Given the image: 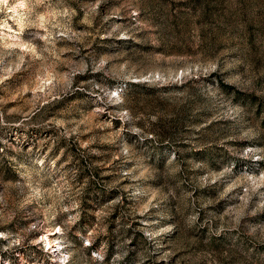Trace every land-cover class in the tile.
<instances>
[{"label": "rangeland", "instance_id": "374dc122", "mask_svg": "<svg viewBox=\"0 0 264 264\" xmlns=\"http://www.w3.org/2000/svg\"><path fill=\"white\" fill-rule=\"evenodd\" d=\"M0 264H264V0H0Z\"/></svg>", "mask_w": 264, "mask_h": 264}, {"label": "bare ground", "instance_id": "6f19581e", "mask_svg": "<svg viewBox=\"0 0 264 264\" xmlns=\"http://www.w3.org/2000/svg\"><path fill=\"white\" fill-rule=\"evenodd\" d=\"M59 246H60V244H53V247H54V248H53V250H54L53 252H54V254H57V252H58L59 250H61Z\"/></svg>", "mask_w": 264, "mask_h": 264}]
</instances>
